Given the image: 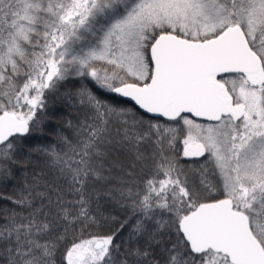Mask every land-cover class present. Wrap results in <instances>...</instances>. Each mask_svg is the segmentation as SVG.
<instances>
[{
    "label": "snow or ice",
    "instance_id": "obj_1",
    "mask_svg": "<svg viewBox=\"0 0 264 264\" xmlns=\"http://www.w3.org/2000/svg\"><path fill=\"white\" fill-rule=\"evenodd\" d=\"M21 161L0 264H264V0H0V182Z\"/></svg>",
    "mask_w": 264,
    "mask_h": 264
},
{
    "label": "trees",
    "instance_id": "obj_2",
    "mask_svg": "<svg viewBox=\"0 0 264 264\" xmlns=\"http://www.w3.org/2000/svg\"><path fill=\"white\" fill-rule=\"evenodd\" d=\"M68 87H71V85H68ZM56 108L58 109L56 114L47 117L40 130H34L26 136L24 146L25 153L29 152L30 147H47L49 144H54L56 142V132L65 130L66 122L77 114L71 107H64L58 102L56 104ZM35 156L36 154L33 153L32 157L34 161ZM31 167V165L27 166V171L29 173L31 172ZM17 168L22 170L17 171L9 182H0V197H9L14 195L25 183L23 171L25 165L23 161L17 165ZM109 214L118 216L121 220L125 218V214L115 205H111L105 212V215ZM117 226L118 225H112L113 229ZM102 230L107 231L108 226L105 225Z\"/></svg>",
    "mask_w": 264,
    "mask_h": 264
}]
</instances>
